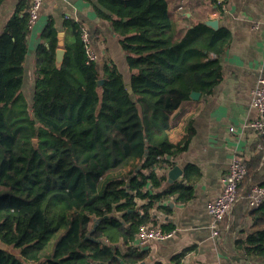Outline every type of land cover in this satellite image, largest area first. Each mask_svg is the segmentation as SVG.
Returning <instances> with one entry per match:
<instances>
[{"label":"trees","instance_id":"obj_1","mask_svg":"<svg viewBox=\"0 0 264 264\" xmlns=\"http://www.w3.org/2000/svg\"><path fill=\"white\" fill-rule=\"evenodd\" d=\"M29 1L18 4L0 35V240L9 248L0 250V264H142L148 253L137 245L139 228L158 225L150 210L175 196L188 203L198 180L189 166L182 181L158 191L161 172L195 134L190 118L186 134L172 142L171 115L192 92L208 97L221 83L232 34L204 22L179 29L168 0H97V16L126 54L130 88L116 65L101 70L88 61L83 24L74 20L65 21L69 37L58 68L50 20L35 52L29 105L22 91ZM203 1L222 14L223 0ZM246 163L241 185L260 154ZM255 177L264 185V165ZM250 211L251 232L238 249L264 263V204ZM193 251L183 250L174 263Z\"/></svg>","mask_w":264,"mask_h":264},{"label":"crops","instance_id":"obj_2","mask_svg":"<svg viewBox=\"0 0 264 264\" xmlns=\"http://www.w3.org/2000/svg\"><path fill=\"white\" fill-rule=\"evenodd\" d=\"M21 1L6 0L0 7V35ZM223 1V12L219 14L203 0H168L170 13L179 29L185 30L196 22L218 20L219 27L231 32L232 43L221 57L223 80L213 93L197 101L190 99L171 115L172 142L183 138L190 118L195 131L187 149L172 160L171 167H181L184 179L186 168L191 166L190 177L198 180L188 203H179L175 196L150 210L157 226L173 235L165 241L151 242L143 249L148 256L142 264H175L173 258L190 247L194 251L181 264H264L249 259L237 244L251 232L252 209H245L244 200L251 187L259 184L255 182V174L264 165V138L250 127L258 117L252 104V92L264 78V0ZM95 4L97 0H44L39 21L31 27L28 37L23 93L27 81L33 90L35 52L50 20L54 21L58 36L64 34L63 45L59 47L65 49V40L69 37L65 21L82 23L91 34V46L101 70L105 59L111 56L128 77L119 37L108 21L97 16ZM257 154L261 157L259 167L240 186L241 198L231 215L219 224L220 236L211 238L208 206L221 195L225 174L235 158L249 162ZM171 167L161 172L165 181L158 191L171 185L167 182Z\"/></svg>","mask_w":264,"mask_h":264},{"label":"built area","instance_id":"obj_3","mask_svg":"<svg viewBox=\"0 0 264 264\" xmlns=\"http://www.w3.org/2000/svg\"><path fill=\"white\" fill-rule=\"evenodd\" d=\"M29 2V23L31 27H34L39 21L44 0H30ZM82 42L88 61H97V55L91 46L90 34L85 29L82 34ZM252 104L257 110L258 117L250 123V127L264 138V78L259 80L252 92ZM247 174V163L240 158H235L222 180L221 195L208 206V213L212 220L210 225L211 238L217 239L220 236L219 224L231 215L238 204L241 198L239 187ZM246 198L250 209L260 208L264 204V185L253 186ZM172 235V232H164L158 226L142 225L139 228L137 245L143 250L151 242L165 241Z\"/></svg>","mask_w":264,"mask_h":264},{"label":"water","instance_id":"obj_4","mask_svg":"<svg viewBox=\"0 0 264 264\" xmlns=\"http://www.w3.org/2000/svg\"><path fill=\"white\" fill-rule=\"evenodd\" d=\"M204 23L206 25L210 26L211 28H213L214 30H217L219 28V21L218 20H206ZM58 38H59V46H62L64 34L60 33ZM65 54H66V50L63 47H59L57 49L56 65L58 68H60L62 66ZM102 83H103V81H100L99 85H101ZM200 97H201V94L197 93V92H192L190 95V99L194 100V101L199 100ZM34 144L37 146V140L36 139L34 140ZM168 159L170 160L171 158L169 157ZM182 180H183L182 168L177 166V165L171 167L169 169V171L167 172V182L169 184H173L176 181H182ZM8 249H9L8 246L0 240V250H8Z\"/></svg>","mask_w":264,"mask_h":264},{"label":"rangeland","instance_id":"obj_5","mask_svg":"<svg viewBox=\"0 0 264 264\" xmlns=\"http://www.w3.org/2000/svg\"><path fill=\"white\" fill-rule=\"evenodd\" d=\"M90 36H91V34H90ZM125 57H126V54H125ZM97 62H98V61H97ZM105 64H109V65L114 64V65H116L117 68L119 69V71H120V72L122 73V75L124 76V81H125L126 86H127L128 88H130V84H131V74H132V72H131L130 68L128 67V65H127V69H128V71H129V74H128V77H127L126 74H125V73L123 72V70L121 69V66H119V65L117 64V62H116L111 56L105 59V61L103 62V67H102V68H104ZM99 65L101 66L100 62H99ZM34 76H35V75H34ZM27 80H28V75H27ZM23 95L25 96V98H26L28 104H29V105H32V103H33V99H34V87H33V90H31V89H30V86H29V84H28V81H27V83H26V85H25Z\"/></svg>","mask_w":264,"mask_h":264}]
</instances>
